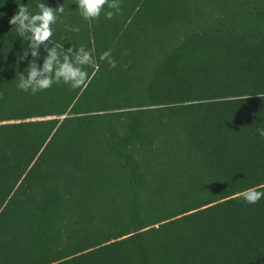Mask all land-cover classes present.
Listing matches in <instances>:
<instances>
[{
  "label": "trees",
  "instance_id": "obj_1",
  "mask_svg": "<svg viewBox=\"0 0 264 264\" xmlns=\"http://www.w3.org/2000/svg\"><path fill=\"white\" fill-rule=\"evenodd\" d=\"M43 2L64 12L32 56L0 0V264H264L241 196L264 189V0ZM55 44L92 50L88 80L19 90Z\"/></svg>",
  "mask_w": 264,
  "mask_h": 264
},
{
  "label": "clouds",
  "instance_id": "obj_2",
  "mask_svg": "<svg viewBox=\"0 0 264 264\" xmlns=\"http://www.w3.org/2000/svg\"><path fill=\"white\" fill-rule=\"evenodd\" d=\"M17 10L10 17L9 24L15 26V34L21 39L27 40L31 48V55L37 56V46L52 37L53 26L57 24L58 17L64 12L63 4L56 7L48 6L43 0H38L36 8L38 11H31L26 3H20L16 0ZM79 15L85 19H95L103 11L106 19L112 18L114 12L120 11V0H75ZM110 9V10H105ZM3 16V13H0ZM61 20V19H60ZM62 22V20H61ZM70 31H78L69 25H64ZM24 53L27 49L23 50ZM23 55L19 56L22 59ZM99 59L106 61L110 66L115 67V61L110 55V50L102 52ZM95 60L92 56V50L84 46L77 48L73 56L71 48L62 50L61 45L55 44L49 49L46 57L43 59L42 67L37 69L30 65L18 75L16 87L33 95L50 88L53 84H64L70 89L81 87L89 78L85 66H92ZM256 132L260 137H264V127H257ZM242 199L248 204H254L264 197V189L250 187L241 194Z\"/></svg>",
  "mask_w": 264,
  "mask_h": 264
}]
</instances>
